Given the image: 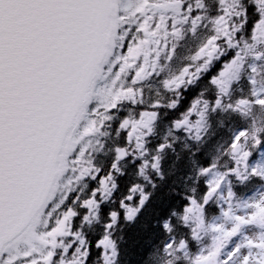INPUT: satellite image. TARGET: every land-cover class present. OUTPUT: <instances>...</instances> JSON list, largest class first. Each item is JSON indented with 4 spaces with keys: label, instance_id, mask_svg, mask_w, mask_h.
<instances>
[{
    "label": "snow or ice",
    "instance_id": "1",
    "mask_svg": "<svg viewBox=\"0 0 264 264\" xmlns=\"http://www.w3.org/2000/svg\"><path fill=\"white\" fill-rule=\"evenodd\" d=\"M186 28L209 32L195 65L162 81L177 93L167 105L147 102L144 83L163 71L161 57L172 58L170 42ZM250 57L264 65V0H0V264H151L157 252L166 264L179 253L188 258L224 177L199 196L196 189L176 200L156 196L147 172L163 176L159 157L149 159V137L161 110L176 112L180 89L193 81L206 77L213 111L223 109ZM248 67L250 95L227 105L241 116L264 111V80ZM201 103L179 112L174 128L199 138L209 107ZM248 135L244 127L233 136L237 165L250 155L242 151ZM130 165L145 184L125 178ZM251 174L264 181V170ZM248 207L251 214L234 216L230 205L223 215L233 228L213 226L220 235L191 264H264V198ZM253 225L254 236L227 246ZM178 227L188 239L177 240ZM161 232L166 239H157Z\"/></svg>",
    "mask_w": 264,
    "mask_h": 264
},
{
    "label": "trees",
    "instance_id": "2",
    "mask_svg": "<svg viewBox=\"0 0 264 264\" xmlns=\"http://www.w3.org/2000/svg\"><path fill=\"white\" fill-rule=\"evenodd\" d=\"M198 34L201 35V33ZM239 88L243 90L242 95H239L237 91ZM247 90H249L248 83L246 77H244L239 84L233 88L232 95L226 100L225 106L235 103L240 97L247 96ZM155 93L156 91L154 93H147V98L150 99L149 103L155 101V96H158V92ZM200 97L211 101L214 99V90L206 84V77L200 79L183 94L181 107L176 112L169 114L167 110H161L155 137L150 138L151 143L147 146L150 150L149 159H151L152 156H160V174L163 176V179H157L154 172L147 173L149 178L155 180L158 184L156 196H164L165 199L176 200V194L190 195L193 189H196L197 196L201 195L206 187V176L201 175V170L210 167L220 148L229 143L232 139L233 123H238L234 122L235 119L231 111H225L224 108L211 112L208 119L206 117V128L202 135H199V138L178 134V136L169 137L168 141L164 139L165 128L173 124V119L178 117L179 112L185 111L190 106L191 101L199 99ZM261 139H264V130L262 131ZM160 144H168L171 145V147L160 153L155 150ZM111 145L112 142L109 140L105 150L111 147ZM101 158L110 160L111 157ZM137 163H139V161ZM125 173V178L130 182L146 183L143 178L138 175L137 170H134L131 165L125 169ZM261 182L260 179L249 175L244 181L233 178L232 185L237 196L244 197L261 184ZM216 204L217 202L210 204V207L206 210L207 218L216 216L219 213ZM173 235L176 236L177 240L189 238V234L183 228L179 227ZM157 239H166V237L164 233L161 232ZM161 256L162 253L157 252L151 264H158Z\"/></svg>",
    "mask_w": 264,
    "mask_h": 264
},
{
    "label": "rangeland",
    "instance_id": "3",
    "mask_svg": "<svg viewBox=\"0 0 264 264\" xmlns=\"http://www.w3.org/2000/svg\"><path fill=\"white\" fill-rule=\"evenodd\" d=\"M204 32L207 33V37L209 36V32L206 29H201L195 35L192 34L190 30H185L184 38L178 41H171L170 47L175 46V54L169 60L167 56L161 57V67L163 71L158 76H153L151 79L146 81L143 87L147 82H156L157 79H160L161 88L163 92L170 96L171 99H174L177 93H170L166 91L163 87L162 81L167 78H171L174 76H178L181 71L190 65H195V61L193 57H195L200 49V47L206 42L207 37ZM197 40V42H196ZM191 43L195 46L194 54L191 58L183 59L184 54L187 50V44ZM255 64L257 68V79L264 80V65L259 62H255L249 58L247 64L245 65V69L250 74L249 65ZM244 69V71H245ZM244 71L241 73V77L244 74ZM247 73V74H248ZM240 82V81H239ZM183 88L180 89V91ZM179 91V92H180ZM240 93H243V90L239 89ZM246 95H250V90L246 91ZM214 106V105H213ZM201 108H203V101L201 103ZM213 110L209 103L208 111ZM233 113H235L231 108H229ZM208 111L206 113H208ZM238 114V113H237ZM239 115V123L234 124L232 128H236L233 136L237 133V131L241 128L247 127L249 129V135L245 138L243 143V152L250 153L248 159L246 161H241L239 165L236 164L235 159L231 154V143L223 145L218 153V159L215 162L216 167L212 169L210 173L206 175L207 183L210 181L219 180L222 176L224 177V181L221 184L220 190L215 194L211 203H214L217 199L218 207H219V215L215 216L211 220H207L205 214L203 217L204 227L199 230V240L195 242V248H189L187 251L189 252V257L185 258L183 253L177 254L172 259V264H191V259H194L196 254L200 252H207L214 245L215 238L220 235V233L213 232L211 229L213 226H221L223 225L225 230H231L234 226L235 221H229L224 215L223 212L227 211L229 206L231 205L233 215L234 216H246L252 213L253 209L248 207V205L253 204L262 198H264V181L262 184L257 186L250 194L237 199L235 193L231 186V178H237L239 180L246 179L253 171V169L264 170V155H260V153H264V147L261 144H257V139H261L262 131L264 130V111H251L247 116ZM156 123V122H155ZM155 126V124H154ZM205 127V121L199 131L198 135H201ZM183 131L186 132L191 137H197V132L193 129L191 131H186L184 129L176 130L172 129V132ZM238 168V175L231 174L234 169ZM153 172L151 169L148 170L147 173ZM148 175V174H147ZM229 192L232 193V196L229 197ZM258 229L253 226H246L241 233L233 238L230 242H228L227 246L230 248L232 245L239 244L244 241V237H252L257 233ZM179 241V240H178ZM159 264H166V258L163 255L160 258Z\"/></svg>",
    "mask_w": 264,
    "mask_h": 264
}]
</instances>
